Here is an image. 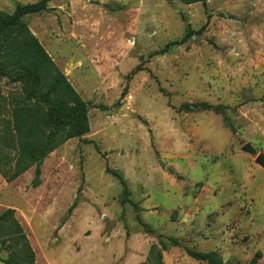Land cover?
<instances>
[{
	"label": "rangeland",
	"instance_id": "374dc122",
	"mask_svg": "<svg viewBox=\"0 0 264 264\" xmlns=\"http://www.w3.org/2000/svg\"><path fill=\"white\" fill-rule=\"evenodd\" d=\"M48 8L23 20L87 102L89 132L44 159L36 188L34 167L8 180L14 153L0 148V215L13 210L32 264H157L159 241L162 264H206L185 249L264 264V169L238 144L264 154V0ZM0 92L10 120L19 89L0 78ZM11 249L0 239L1 258Z\"/></svg>",
	"mask_w": 264,
	"mask_h": 264
},
{
	"label": "trees",
	"instance_id": "16d2710c",
	"mask_svg": "<svg viewBox=\"0 0 264 264\" xmlns=\"http://www.w3.org/2000/svg\"><path fill=\"white\" fill-rule=\"evenodd\" d=\"M49 1L17 4L12 13L0 11V78L19 89V97L14 100L15 104L10 110V120L4 118L6 97L0 92V148L14 153L8 180L34 167L31 183L34 188L40 185L44 159L66 141L80 138L89 132L87 102L72 87L23 20L25 16L47 11ZM177 1L184 5L201 3L205 7L207 0ZM193 33L189 30L182 42ZM139 70L138 66L130 75ZM200 108L222 115L224 126L232 128L224 107L202 103ZM106 171L119 180L123 193L127 194L121 176L108 168ZM74 205L69 208V212ZM0 239L1 244L7 243L12 248L9 256L0 257L1 263H33V251L25 233L13 218V210L8 209L0 215ZM169 241L178 246L177 239L170 238ZM159 245L156 259L157 264H162L161 253L167 250V245L162 241H159ZM185 251L196 261L222 264L216 252Z\"/></svg>",
	"mask_w": 264,
	"mask_h": 264
},
{
	"label": "water",
	"instance_id": "95a60500",
	"mask_svg": "<svg viewBox=\"0 0 264 264\" xmlns=\"http://www.w3.org/2000/svg\"><path fill=\"white\" fill-rule=\"evenodd\" d=\"M190 109H193V107L190 106ZM238 144L240 145V150L242 152L248 153L251 156H255V163L264 169V154L256 155L255 149L251 146L250 143H245L244 140H238Z\"/></svg>",
	"mask_w": 264,
	"mask_h": 264
}]
</instances>
